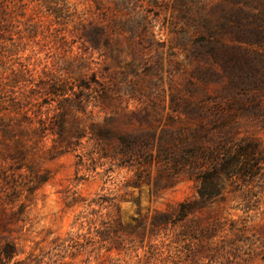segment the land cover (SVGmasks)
Listing matches in <instances>:
<instances>
[{"label":"rangeland","instance_id":"obj_1","mask_svg":"<svg viewBox=\"0 0 264 264\" xmlns=\"http://www.w3.org/2000/svg\"><path fill=\"white\" fill-rule=\"evenodd\" d=\"M0 264H264V0L1 1Z\"/></svg>","mask_w":264,"mask_h":264},{"label":"trees","instance_id":"obj_2","mask_svg":"<svg viewBox=\"0 0 264 264\" xmlns=\"http://www.w3.org/2000/svg\"><path fill=\"white\" fill-rule=\"evenodd\" d=\"M2 2H7V1H13V0H0V3ZM251 148H247L246 146H244V148H242V146H240L239 148L236 149V151L233 154H226V158H224V160L221 162V164H217L215 167V174L212 176V178H217V176H219L220 174H233V175H237L239 176L241 174L242 170H238L236 171V173H233V169L236 168L237 163H238V168H239V164L240 162H238L237 159H243V160H250L249 157V152L251 151ZM235 159V160H233ZM248 175V174H247ZM240 176H243V174H241ZM207 180H205L206 182ZM199 197L201 199H206V198H211L213 196V194L211 192H199Z\"/></svg>","mask_w":264,"mask_h":264}]
</instances>
